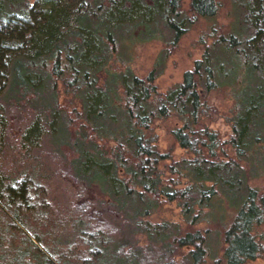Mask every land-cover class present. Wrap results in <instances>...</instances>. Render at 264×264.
Instances as JSON below:
<instances>
[{
  "label": "trees",
  "instance_id": "trees-1",
  "mask_svg": "<svg viewBox=\"0 0 264 264\" xmlns=\"http://www.w3.org/2000/svg\"><path fill=\"white\" fill-rule=\"evenodd\" d=\"M222 9L226 23L216 20ZM199 19L207 24L202 54L165 92L156 67L138 76L126 65V38L133 45L165 28L173 47ZM118 59L124 68L110 70ZM212 94L231 101L226 138L211 127ZM3 95L0 264H247L264 256V188L250 184L264 176V0H188L187 10L183 0H0ZM169 119L171 143L187 154L176 160L172 147L158 148L153 127ZM44 137L68 161L53 177L75 188L67 210L77 235L65 249L45 226L56 210L49 175L32 155ZM173 202L181 221L150 220Z\"/></svg>",
  "mask_w": 264,
  "mask_h": 264
},
{
  "label": "rangeland",
  "instance_id": "rangeland-1",
  "mask_svg": "<svg viewBox=\"0 0 264 264\" xmlns=\"http://www.w3.org/2000/svg\"><path fill=\"white\" fill-rule=\"evenodd\" d=\"M30 1L33 2L34 0ZM183 8L185 10L188 9V0H183ZM216 20L219 23H226L228 21L225 17V9H222L219 12ZM206 26V21L199 19L173 47L166 44L167 40L170 38V33L165 28L161 29V36L159 38L157 37L144 41H136L133 45H130L128 38H126L124 40L123 47V50L126 51V53L123 54L124 57H126V59L129 58L127 61L128 63L125 61L126 65H128L133 73L138 76H145L150 70L156 67L159 74L155 80V84L157 85L158 91L163 93L173 84L180 82L184 71L191 68L195 59L200 58L203 46L199 43V40L205 31ZM124 65L118 59L117 61H112L109 68L110 70H121L124 68ZM48 92L49 91L44 93V100L42 99L41 102L45 103ZM11 96L12 95H8V97ZM5 98H7L6 95L1 96L0 102L5 103ZM39 102H37V104H39ZM59 102L64 104L63 95H60ZM211 103H213L217 108V115L215 120L211 123V127L218 130L224 138H226V136L231 132L228 122V117L231 115V101L225 99L221 94H212ZM19 116L22 117L21 114H19ZM174 123V119L162 122L158 121L153 125V127L154 131L158 135V148L164 151L172 147V156L176 160L186 156L187 154L183 148L171 143L172 139L168 130L174 125ZM9 142L10 144L12 143V145L15 144L13 137L9 138ZM32 155L43 165L44 171L48 173L47 175H49L51 185L47 187V191L50 200L48 198L47 200H49V205H53L56 210V212H54V210L50 211L52 218L48 220L47 224L45 223V226L51 223L52 231L57 232V235L54 238L56 243L61 247L63 246L65 249L68 244L74 242V238L77 235L76 230L70 226L71 221L68 220V218L74 215V213L72 211L70 212L69 208L67 210V204L72 201L71 198L73 197H71V194H74L75 188H72L69 185V182H66L65 179L60 177L57 178L56 175L53 177V174H55L56 168L66 171L68 161H66L63 156V150H61L60 147H57V145L55 146L54 143H51V141L45 137L43 138L40 147L33 150ZM3 160L5 162L6 158ZM168 175L169 174L165 172L162 176L167 177ZM250 184L264 188V176L251 179ZM179 211L180 209L177 207L176 203H167L157 209V212L150 217V220L154 222H159L163 219L181 221ZM230 211L231 209L225 208L224 212L226 218ZM126 213H131V211L126 208ZM117 219L119 226L122 227L123 223L119 216ZM134 238H138L140 243H142L144 239V237L140 235H134ZM210 240L212 241L211 247L216 249V238H213L212 236ZM247 264H264V256Z\"/></svg>",
  "mask_w": 264,
  "mask_h": 264
}]
</instances>
